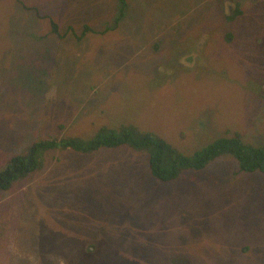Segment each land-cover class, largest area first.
<instances>
[{
	"label": "rangeland",
	"instance_id": "1",
	"mask_svg": "<svg viewBox=\"0 0 264 264\" xmlns=\"http://www.w3.org/2000/svg\"><path fill=\"white\" fill-rule=\"evenodd\" d=\"M66 1L0 0V165L105 126L264 149V0ZM68 143L0 195V264H264V169L223 151L161 181Z\"/></svg>",
	"mask_w": 264,
	"mask_h": 264
},
{
	"label": "trees",
	"instance_id": "2",
	"mask_svg": "<svg viewBox=\"0 0 264 264\" xmlns=\"http://www.w3.org/2000/svg\"><path fill=\"white\" fill-rule=\"evenodd\" d=\"M65 3L71 2L68 0ZM123 3L124 5L127 4L125 0H123ZM58 25L52 19V30L54 32H59ZM87 27L88 25L86 24L85 28ZM69 28L73 30L72 26ZM103 129V133L98 131L95 136L86 140H81L78 137L58 139L53 136V138L36 141L29 147L27 153L15 155L9 161L0 165V195L12 191L13 183L20 176H26L36 171L41 166L44 153L65 142H69L74 149L86 148L88 151L97 150L111 144L132 145L137 150H146L149 155L151 173L164 181L177 178V175L183 168L204 169L215 156L223 151L235 153L243 166L253 165L264 169V149H256L243 143L239 136L218 139L215 143H210L192 155H185L174 145H171L164 138L152 131H140V129L130 125L121 126L120 128L105 126ZM6 209L3 208V210ZM72 211L73 213L77 212V214L80 212L79 209H72Z\"/></svg>",
	"mask_w": 264,
	"mask_h": 264
},
{
	"label": "clouds",
	"instance_id": "3",
	"mask_svg": "<svg viewBox=\"0 0 264 264\" xmlns=\"http://www.w3.org/2000/svg\"><path fill=\"white\" fill-rule=\"evenodd\" d=\"M59 139V138H58ZM121 146H128V147H131V146H129V145H125V144H120ZM77 149V148H76ZM130 149H132V150H137V149H135V148H133V146L130 148ZM75 149L74 148H72V146H71V144H69L68 143V151L69 152H72V151H74ZM80 150H84V152L87 154V153H90V152H93V151H96V150H93V151H88L86 148H81ZM138 151H143V153H145L146 155H147V163H148V165H149V168H150V164H149V155H148V153H147V151L146 150H138ZM150 172H151V170H150ZM92 173H94L95 174V172H92ZM97 173L98 172H96V175H97ZM180 173V172H179ZM152 174V173H151ZM153 175V174H152ZM27 176V175H26ZM154 176V175H153ZM155 177V176H154ZM155 178H157V177H155ZM160 180V179H159ZM161 181H164V180H161Z\"/></svg>",
	"mask_w": 264,
	"mask_h": 264
},
{
	"label": "flooded vegetation",
	"instance_id": "4",
	"mask_svg": "<svg viewBox=\"0 0 264 264\" xmlns=\"http://www.w3.org/2000/svg\"><path fill=\"white\" fill-rule=\"evenodd\" d=\"M80 149H81V148H80ZM80 149H76V150H80ZM95 174H96V172H95ZM97 175H98V176H99V175L101 176V175H103V174H102L101 172H98Z\"/></svg>",
	"mask_w": 264,
	"mask_h": 264
}]
</instances>
